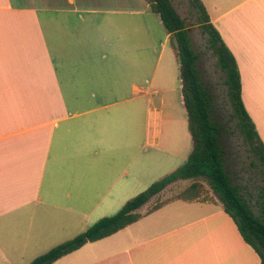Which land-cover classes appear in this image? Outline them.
Listing matches in <instances>:
<instances>
[{
    "label": "crops",
    "instance_id": "0c3cea01",
    "mask_svg": "<svg viewBox=\"0 0 264 264\" xmlns=\"http://www.w3.org/2000/svg\"><path fill=\"white\" fill-rule=\"evenodd\" d=\"M201 1L264 144V0ZM149 12L146 0H0V264H29L173 171L150 22L170 38ZM145 206L51 264L260 262L214 194Z\"/></svg>",
    "mask_w": 264,
    "mask_h": 264
},
{
    "label": "trees",
    "instance_id": "16d2710c",
    "mask_svg": "<svg viewBox=\"0 0 264 264\" xmlns=\"http://www.w3.org/2000/svg\"><path fill=\"white\" fill-rule=\"evenodd\" d=\"M200 11L204 31L208 35L209 47L217 56V62L225 73L230 101L237 117L240 133L251 151L264 165V144L255 130L241 98L240 74L235 58L210 23L201 0H191ZM149 10L156 13L165 31L169 34L171 47L179 60L181 95L186 110L192 149L184 163L160 179L152 182L145 190L128 199L113 215L104 216L83 232L35 257L29 264H51L62 256L80 248L88 242L107 237L137 221L142 214L138 211L152 197L161 193L168 185L191 179L192 182L174 196L155 203L146 210L152 212L164 204L174 201H207V189L200 181L207 182L210 192L219 200L224 211L233 219L243 240L249 244L264 264V194L258 202L261 216L255 215L247 200L241 195L225 165V151L221 143L222 127L213 117L212 95L203 83L199 69L198 54L190 43L188 29L171 0H146Z\"/></svg>",
    "mask_w": 264,
    "mask_h": 264
},
{
    "label": "rangeland",
    "instance_id": "374dc122",
    "mask_svg": "<svg viewBox=\"0 0 264 264\" xmlns=\"http://www.w3.org/2000/svg\"><path fill=\"white\" fill-rule=\"evenodd\" d=\"M171 2L183 18L185 27L188 29L190 43L198 54L197 66L201 79L212 95V115L222 127L221 143L225 151L226 168L233 183L238 186L241 195L247 200L255 215L260 217L258 202L264 194V165L259 162L257 156L251 151L240 133L237 117L234 115L228 87L225 83V73L218 65L216 54L209 47L208 35L202 27L200 11L193 5L191 0H171ZM151 15L157 17L156 14L151 13ZM150 25L153 29V36L149 35L148 43L149 78L155 74L156 82L172 89L168 94L170 98L163 109L164 115L171 118V120L165 122V133L170 136V140L165 143L166 149L175 154L173 157L174 167L170 169L171 171L187 159L192 147V139L187 125L186 110L181 98L182 84L179 73V60L174 53H172V56L170 55L172 61L168 59L167 53L171 51L170 39L165 43H161L164 41H162V37H156L159 33L155 29V24L150 22ZM161 50H164L162 58L156 64ZM158 98V95H154V106L157 105ZM167 168L169 167L164 170L167 171ZM200 181L207 189L206 196L211 198L213 194L210 192L207 182L203 179H200ZM191 182V179L179 180L168 185L161 193L152 197L146 203L144 210L146 211L155 203L174 196ZM262 218L264 220V217Z\"/></svg>",
    "mask_w": 264,
    "mask_h": 264
}]
</instances>
